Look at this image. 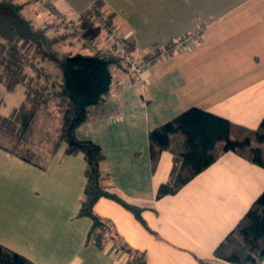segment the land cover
Masks as SVG:
<instances>
[{
    "label": "crops",
    "instance_id": "obj_1",
    "mask_svg": "<svg viewBox=\"0 0 264 264\" xmlns=\"http://www.w3.org/2000/svg\"><path fill=\"white\" fill-rule=\"evenodd\" d=\"M103 1V14L113 15L115 25L123 6L149 22L156 15L178 20L162 36L143 20L120 17L124 23L117 29L140 56L201 29L188 47L156 59L141 78L112 85L107 102L93 108L77 130L80 138L103 148L102 185L142 207L143 221L120 203L101 198L94 212L109 222L116 237L102 248L88 243L92 220L79 215L84 155H66L63 145L39 166L0 149V245L33 264H131L133 253L143 254L146 264H230L214 251L264 191V168L234 152L221 153L178 193L157 199L173 160L164 152L152 171L149 131L191 107L258 128L264 117V61L258 57L264 51V9L257 22V11L254 22H246L252 14L241 4L249 0H233L234 7H229L232 0L216 5L195 0L192 7L180 6L185 0ZM51 3L50 19L66 16ZM115 79H122L121 73Z\"/></svg>",
    "mask_w": 264,
    "mask_h": 264
},
{
    "label": "trees",
    "instance_id": "obj_2",
    "mask_svg": "<svg viewBox=\"0 0 264 264\" xmlns=\"http://www.w3.org/2000/svg\"><path fill=\"white\" fill-rule=\"evenodd\" d=\"M103 5L104 1L98 0L85 11L81 26L101 19L105 26L101 32L108 33L115 27L114 16H105ZM22 7L10 0L0 1V85L10 93H23L22 101L9 115L2 113L0 101V149L39 166L63 145L66 155L82 153L86 186L79 215L92 220L88 243L102 248L116 236L109 222L94 212L98 200L116 201L140 221L143 208L102 185L103 148L93 140L80 138L77 130L90 120L93 108L107 102L116 74L127 72L128 63L118 56V43L110 41L108 35L107 43L95 52L64 51L62 44L75 35L69 24L55 15L51 24L36 27L22 15ZM53 14L51 10L49 15ZM128 45L134 53L135 43L129 39ZM169 50L170 46L155 48L141 58L155 61ZM53 120L59 122L58 127L44 132L46 123ZM37 135L39 142L52 141L46 151L36 145ZM149 143L153 172L164 152H169L173 160L169 181L157 189L156 198L160 199L178 193L212 166L221 153L234 152L264 168V117L258 128L249 129L203 108L191 107L152 128ZM133 255L131 264H146L143 254ZM214 256L230 264H259L264 260V191L219 244ZM0 264L33 263L0 245Z\"/></svg>",
    "mask_w": 264,
    "mask_h": 264
},
{
    "label": "rangeland",
    "instance_id": "obj_3",
    "mask_svg": "<svg viewBox=\"0 0 264 264\" xmlns=\"http://www.w3.org/2000/svg\"><path fill=\"white\" fill-rule=\"evenodd\" d=\"M1 1V0H0ZM18 5H22V15L24 17H26L27 19H29L36 27H40L43 26L44 23L47 24H51V17L49 18V14L53 8V4L51 2H47L48 0H10ZM51 1H55L57 3L58 9H60V11L67 16L63 17L61 16V19L63 20V24H69L68 26H70V29L73 30L75 32V35L73 38H71V42L69 40L66 41L64 44H62V49L64 51H77L76 48L80 47V48H86V50L82 51L84 53H91V49L89 47H87V39H91L94 40L97 44H98V48L105 45L107 43V41L105 40V36L108 35L109 38V32H110V28L107 31H103L101 32V28L105 27L104 26V22L100 19L98 21H96L95 23H91V25L88 23L87 25H85L84 27L81 26V22H82V14L87 11L88 9L91 8V6L97 1V0H51ZM210 1V0H209ZM242 2V0H239ZM195 0H185V4H181L180 6H186V7H192L194 4ZM235 1L232 0L231 4H229V7H234L236 5V3L234 4ZM262 0H249V2H247L245 5L243 6V11L246 10L248 13H251V17L249 15H247V19L246 22H254V17H256L254 15L255 11H257V18H256V22L257 19L259 20L260 18H258V11H261L262 9H264V6L262 5ZM47 4V5H46ZM211 4H217V0H212V2H209V5ZM36 9V10H35ZM35 11V12H34ZM245 11V12H246ZM244 13V12H241ZM238 14L240 13H236L233 14L231 16H229V18H231L232 16L237 17ZM245 14V13H244ZM120 17H125L128 19H131L134 21H139V20H143L142 22L145 23H149V25L151 26V28L153 30H155L154 32L156 33L158 30L159 33L162 34V36H165L166 33L170 34L172 32L173 29H175V26L178 22V20H176L174 18H163L161 16H155L153 19H150L149 22V18L146 15L142 14V17L133 14L131 12V10L129 8H126L125 6H123V8L118 11V14H116V19L119 22V24L121 25H116V28L120 29L123 26V21L122 19L120 20ZM176 17V16H175ZM67 18H71L74 21H77L78 23H74V22H68ZM177 18V17H176ZM69 19V20H71ZM120 20V21H119ZM61 21V20H60ZM58 21V22H60ZM80 21V22H79ZM139 23V26L141 25V23ZM46 24V25H47ZM253 24L250 25V28H255ZM87 30L89 32H87ZM100 31V33L98 35H96L98 32ZM161 30V31H160ZM59 33L61 32L58 31ZM166 32V33H165ZM91 33V35H89ZM165 33V34H164ZM58 34V33H56ZM164 34V35H163ZM173 42H177L176 40H174ZM73 44V45H72ZM179 51V50H178ZM95 52V51H94ZM136 53L139 54L141 52L137 51L136 48ZM260 58H262L261 61H264V51L259 54ZM147 61H151L150 59ZM146 61V62H147ZM54 69V66L52 67ZM23 99V93L22 90H18L16 93H10L8 92L4 87L0 86V101L2 102V108L1 111L4 115H9L12 111V109L16 106L19 105V103L22 101ZM56 120V119H54ZM48 121L47 124V128L44 130L49 132L52 129H55L56 127H58L57 125H59L58 121ZM169 121V120H168ZM40 122V121H38ZM167 122V121H166ZM164 122V123H166ZM38 124V123H37ZM46 127V126H44ZM38 137V135H37ZM52 141L48 142L47 139L42 140L41 142H39V137L36 140V145L38 146V148L40 149H44L45 151L49 148V144Z\"/></svg>",
    "mask_w": 264,
    "mask_h": 264
},
{
    "label": "built area",
    "instance_id": "obj_4",
    "mask_svg": "<svg viewBox=\"0 0 264 264\" xmlns=\"http://www.w3.org/2000/svg\"><path fill=\"white\" fill-rule=\"evenodd\" d=\"M199 30L201 29L195 30L194 32H192V34H189L178 42L172 44L170 46V50L161 53V56L166 57L169 55V53H177L179 48L181 49L188 47L189 43L191 42V39L196 34H198ZM108 34L110 35V41H115L118 43V56L125 59L128 63V71L125 73H121L122 79L114 80L113 87L122 86V84H124L126 80H130L133 78H141L146 68L151 65L154 61L151 60L146 62L142 60L139 54L135 52L130 53L128 45L129 39L125 37L117 28L113 27L112 29H110V32ZM86 43L87 47H89L92 52L98 49V44L94 40L87 39ZM259 264H264V260H262Z\"/></svg>",
    "mask_w": 264,
    "mask_h": 264
}]
</instances>
